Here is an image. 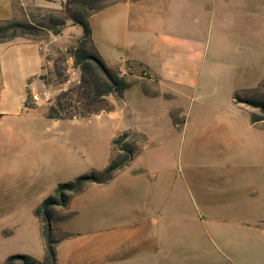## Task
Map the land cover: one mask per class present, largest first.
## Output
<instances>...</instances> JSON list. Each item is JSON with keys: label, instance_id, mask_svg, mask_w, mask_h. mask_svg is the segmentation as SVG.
Wrapping results in <instances>:
<instances>
[{"label": "crops", "instance_id": "0c3cea01", "mask_svg": "<svg viewBox=\"0 0 264 264\" xmlns=\"http://www.w3.org/2000/svg\"><path fill=\"white\" fill-rule=\"evenodd\" d=\"M249 1L122 0L89 19L99 57L130 83L112 111L94 116L108 118L115 136L130 132L141 141L111 181L52 210L53 229L65 235L57 264H163L179 255L191 262L197 245L205 262L235 264L246 231L264 239V120L254 122L256 110L236 99L264 83L260 26L243 12ZM29 2L60 10L66 0H0V21L27 19ZM47 46L29 38L0 43V141L30 139L36 122L69 121L49 119V105L33 101L44 86ZM185 111L198 118L196 133L220 144L221 176L194 168L182 180L172 175L182 163L172 118ZM210 113L213 125H203ZM234 158L236 168L225 170Z\"/></svg>", "mask_w": 264, "mask_h": 264}, {"label": "rangeland", "instance_id": "374dc122", "mask_svg": "<svg viewBox=\"0 0 264 264\" xmlns=\"http://www.w3.org/2000/svg\"><path fill=\"white\" fill-rule=\"evenodd\" d=\"M61 5L65 0H54ZM122 1V0H119ZM118 1V2H119ZM28 18L19 21L43 22L49 10L35 7L29 2ZM246 19L255 20L260 26L261 60L260 77L264 80V0L249 1L244 8ZM83 30L81 26L69 22L62 34L57 37L56 43H51L55 36L31 37L48 46L44 49L47 64L41 76L47 83L37 85V100L42 105H50L55 97L63 90L76 87L80 83L81 69L74 65V60L64 53L66 49L78 45ZM66 48V49H65ZM92 51V50H91ZM121 56H124L122 52ZM120 56V57H121ZM139 66L134 65V71L139 72ZM58 71L64 74L57 77ZM196 102H204L205 96H194ZM240 100L254 105L264 104V83L257 89L242 93ZM114 95L109 97L113 104ZM30 100V96L28 98ZM194 101L191 100V103ZM187 109L189 101L186 100ZM248 105V104H247ZM251 106V105H248ZM257 116H264L262 110L253 107ZM187 111V110H186ZM179 113L173 119L175 130L173 148H176L178 157L182 160L179 172H173L180 180L189 177V169H197L204 177L221 176L225 160L219 152L220 144H214L204 134L196 133L198 118H188V112ZM209 115V112L207 113ZM47 119V118H46ZM168 120L167 118H163ZM190 120L187 128L188 121ZM215 118L210 116L200 118L204 125L212 126ZM169 121V120H168ZM186 122V124L184 123ZM45 126L40 122L34 125V133L30 139H21L19 144L10 141H0V264L12 255H30L38 260L45 257V243L42 236L41 219L36 210L48 197L54 195L57 186L61 183L73 181L81 175L91 171L104 170L113 158V140L116 137L108 118L93 116L88 119L69 120L60 126ZM165 124V123H163ZM130 143L139 149L141 141L139 135L133 134ZM138 141L139 143H136ZM237 158L227 163L225 170L236 168ZM178 169V168H177ZM152 173V174H151ZM149 173L152 179L154 172ZM62 233H56L61 237ZM202 235V234H201ZM204 238V235H202ZM177 242L174 239V242ZM178 245V242H177ZM220 245V244H219ZM211 248L218 253V247L210 243ZM192 251L191 262L174 257L163 264H209L203 256L205 247L196 246ZM221 252L223 248L219 246ZM242 253L235 257V264H264V239L257 238L252 232H245V245ZM213 264V263H212ZM216 264H228L219 260Z\"/></svg>", "mask_w": 264, "mask_h": 264}, {"label": "trees", "instance_id": "16d2710c", "mask_svg": "<svg viewBox=\"0 0 264 264\" xmlns=\"http://www.w3.org/2000/svg\"><path fill=\"white\" fill-rule=\"evenodd\" d=\"M119 0H66L60 10H49L46 19L41 23L33 21L8 20L0 21V43L11 42L17 38L60 36L69 22L81 26L83 33L77 46L66 49L65 55L74 60V65L81 69L80 83L76 87L61 91L50 103L47 117L54 120L88 119L94 115L110 112L113 104L111 95L121 99L130 83L119 71L109 68L99 57L93 44L92 29L89 19L96 13L117 3ZM33 39L34 38H29ZM92 50V51H91ZM57 77L64 74L58 71ZM40 80L47 83L44 76ZM29 98V95H28ZM264 113V104L254 105L240 100ZM254 122L264 120V116H252ZM133 135L130 132L119 133L113 140L114 157L102 171H91L73 181L61 183L54 195L45 199L36 210L41 219L42 236L45 243V257L38 260L30 255H12L4 264H57L56 246L65 235L57 238L52 226V210L65 208L71 198L82 193L91 184H106L115 174L127 166L134 158L137 147L130 143ZM138 143V141H136Z\"/></svg>", "mask_w": 264, "mask_h": 264}, {"label": "built area", "instance_id": "2783aa9c", "mask_svg": "<svg viewBox=\"0 0 264 264\" xmlns=\"http://www.w3.org/2000/svg\"><path fill=\"white\" fill-rule=\"evenodd\" d=\"M121 74V73H120ZM123 76V74H121ZM124 77V76H123ZM35 100H37V97H35Z\"/></svg>", "mask_w": 264, "mask_h": 264}]
</instances>
